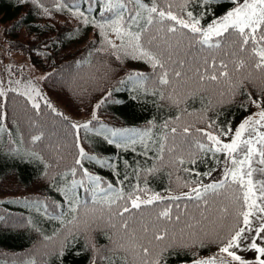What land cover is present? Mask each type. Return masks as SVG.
<instances>
[{
	"label": "snow or ice",
	"instance_id": "obj_1",
	"mask_svg": "<svg viewBox=\"0 0 264 264\" xmlns=\"http://www.w3.org/2000/svg\"><path fill=\"white\" fill-rule=\"evenodd\" d=\"M21 2L36 4L49 14L40 0ZM83 3L87 4L86 11L81 9ZM193 3L199 7V14L189 10ZM225 4L230 7L202 23L213 6ZM54 6L57 11L68 9L82 24L99 29L104 45L117 60L130 58L149 64L153 70L151 80L139 71L129 74L127 80L141 88L150 82L153 95L158 94L160 100L180 108L178 115L160 125L165 131L156 140L152 135L154 123L148 129L135 131L136 139L127 135L132 130L103 126L96 135L108 132L109 135H104L108 144L116 143L125 149L129 144L140 143L144 155L149 150L148 142L152 141L158 162L173 166L189 177L176 176L177 186L188 191L168 196L153 192L146 177L143 187L140 184L141 171L148 175L160 171L155 165L137 169V183L128 192L123 187L115 188L111 182L104 186L103 178L89 172L83 161L111 169L119 177L117 165L109 159L89 155L80 144V129L92 131L91 121L71 123L77 137L74 164L82 170V177L58 191L68 200L69 211L76 213L83 209V219L73 215L68 223L78 229L82 225L85 232L93 231V224L102 231L98 222L114 229L117 238L108 239L115 245L114 250L126 253L123 264H162L169 250H188L193 257L191 264H264V0H148L147 3L145 0H72L71 4L56 0ZM98 7L100 20L92 16ZM109 30L119 44L109 38ZM16 83L19 85L20 81ZM247 85L256 89L255 98ZM9 90L25 96L37 114L42 101L56 116L63 117L31 82L23 90ZM5 95L0 88V96ZM197 96L203 107L193 111L181 107ZM238 96L243 97L240 108L247 110L254 106L258 111L246 116L235 128L230 123H217L220 113L216 118L209 116L217 105L233 103ZM3 130L0 127V132ZM116 137H121V142ZM32 139L40 141L42 134ZM124 164L127 167V161ZM199 166L207 170L201 172ZM69 172L75 177L77 167H71ZM213 173L221 178L204 183L201 177H212ZM168 175L171 177L172 173ZM127 179L125 173L124 180ZM124 180L119 183L123 185ZM81 187L91 193L90 201L78 198L76 189ZM179 201L192 202L199 215L174 214L173 205L177 209L189 207ZM96 205L103 207L97 209ZM125 213L129 215L125 217ZM68 234H72L71 229ZM86 240L87 246L95 249L91 239L86 237ZM211 245H216V254L200 255V249L211 251ZM249 251L255 253L254 259L240 254Z\"/></svg>",
	"mask_w": 264,
	"mask_h": 264
},
{
	"label": "trees",
	"instance_id": "obj_2",
	"mask_svg": "<svg viewBox=\"0 0 264 264\" xmlns=\"http://www.w3.org/2000/svg\"><path fill=\"white\" fill-rule=\"evenodd\" d=\"M43 2L40 3L45 5ZM55 2L56 0H50L48 5L55 8ZM145 2L147 3L148 0ZM65 3L71 4L72 0H65ZM86 8L87 4L83 3L81 9L86 11ZM40 9L41 7L31 2L0 0V21L7 23L5 40L9 48L14 47L29 54L32 62L46 69L44 87L49 90L54 100L63 103L70 112L86 111L94 101L97 100L96 105L103 101L99 108L95 106L104 114L103 117L93 116L76 123L83 124L91 121L92 131L85 132L84 129H80L79 142L89 155L109 159L110 162L115 163L116 171L120 173V176L117 177L113 170L101 168L95 162L85 160L84 167L92 174L100 175L105 182L104 186L111 182L115 188L123 187L124 191L128 192L137 183L136 170L151 168L155 165L160 168V171L153 175L140 172L142 187L146 177L149 188L154 192L188 191L178 187L176 183L177 175L189 179L188 175L173 166L158 162L152 141L148 142L149 150L144 155L143 146H128L125 149L117 147L116 143L107 144L104 139L105 132L103 135H96L102 126L106 129L115 127L116 130L122 128L143 131L154 123L156 127L152 128V135L153 140H156L160 133L165 131L160 127L164 120L172 119L179 114L180 108L171 105L167 100H160L158 94H152L150 82L141 88L127 80L128 75L134 71L148 75L151 80L153 76L151 66L130 58L117 60L110 49L103 47V37L99 35V29L93 25H84L79 19L70 25L60 21L55 23L52 20L40 22L39 17L42 16ZM221 9L220 6H213V11L205 16L202 23L212 19ZM189 10H194V14H199L200 11L195 3L189 6ZM59 12L70 13L68 9ZM98 12L99 7L92 16L100 20ZM22 32L26 33L25 43L19 39ZM116 43L119 44L120 41ZM63 67H65L64 71ZM81 68H90V72H84L86 69ZM247 88L255 98L256 89L251 85H247ZM9 89L6 90L5 96H0V127L4 129L0 132V183L12 181L28 191L26 195L0 200V264H27L30 260H35L36 264H110V261L114 264H123L126 253L119 249L114 250L115 245L108 237L115 239V230L104 222H98L101 224L102 231L93 224L92 235L83 231L82 225L79 229H72L71 235L68 234V228L73 225L68 222L72 220L73 215L80 218L83 210L80 209L76 213L69 211L68 200L62 192L58 191L60 188L70 187L73 179L79 180L82 177V170L74 164L77 155L75 147L77 137L75 130L70 126L73 123L72 119L52 102L50 103L57 111L63 113V117L56 116L42 101L40 113L37 114L25 96ZM78 93H82L83 97L77 98ZM202 95L207 97L208 94ZM80 99L84 101L83 107L75 105ZM242 99L243 97L238 96L233 103L217 105L214 111L209 112V116L216 118V114L220 113L217 123H230L235 128L238 120L252 107L249 106L247 110L240 108L239 103ZM213 102L215 103V99ZM206 103L207 99H205ZM181 107H187L189 111H193L200 109L203 105L200 97L197 96ZM64 117H67V120ZM40 134L42 139L33 141L32 137ZM101 140L104 142L101 143ZM109 147L113 150H108ZM107 150L113 156L108 155V158ZM37 156L43 157V160L38 159ZM167 158L166 154L165 160ZM125 161H127V167H125ZM73 166L77 167L75 177L69 172ZM198 170L203 172L207 169L199 166ZM64 173L68 175L65 176ZM125 173L128 175L127 180H124ZM169 173H172L171 177ZM220 178L218 173H213L212 177H201L204 183ZM120 180H124L123 185L119 183ZM126 182H130V185H126ZM76 191L78 198L91 200V193H86L84 188H77ZM177 203L181 205L187 203L189 207L177 209L173 205L174 214L187 212L199 215L198 211L192 207V202ZM136 211L133 210V212ZM13 212L23 219L22 225L8 226L4 223L5 214ZM128 215L125 213V217ZM185 218L182 217V219ZM46 236L53 239L45 240ZM86 237L95 244V249L87 246ZM53 240H57L56 247L46 249L40 255L27 253L34 243ZM211 249V251L200 249V255L217 250L216 245H211ZM19 251L26 252L15 254ZM11 252L14 255L9 254ZM192 259L188 250H169L165 253L162 264H191Z\"/></svg>",
	"mask_w": 264,
	"mask_h": 264
},
{
	"label": "rangeland",
	"instance_id": "obj_3",
	"mask_svg": "<svg viewBox=\"0 0 264 264\" xmlns=\"http://www.w3.org/2000/svg\"><path fill=\"white\" fill-rule=\"evenodd\" d=\"M44 1L45 3L44 7L49 9V14H45L43 9L41 8L40 11L42 12V16L40 15L39 20L42 23H45L49 20H52L56 23V21L64 22L68 25L75 23L77 21V18H75L71 13H63L57 11L55 8L50 7L48 4L50 3V0H40V2ZM230 5L225 4L223 7H220L221 11L216 14V16H219L222 14L226 8H229ZM213 18V17H212ZM7 23L0 21V88H3L4 91L8 88H17L19 90H23V87L28 85L29 82L31 84L35 85L37 88L41 90V93L50 101L53 103L55 107H57L59 110L64 111L67 115L70 116L73 123L81 122L83 120L89 119L93 116H99L103 117V113L99 112L96 109V101L93 102V104L89 107L86 111H79V110H73V112H70L65 108V105L61 102H58L54 100L49 93V90L44 87L45 82V68H41L40 66L36 65L34 62L31 61V58L29 54L14 49V47L9 48L8 44L5 40V27ZM19 36L20 40H23L24 43L26 42L25 36L26 33L22 32ZM91 34V33H89ZM88 34V36H89ZM109 38L114 40L115 42H118L119 40L116 39V36L114 33L109 30L108 32ZM29 40V39H27ZM30 41V40H29ZM23 43V44H24ZM103 46V45H102ZM103 47H106L105 45ZM22 50V49H21ZM111 51V49H110ZM141 65V64H140ZM143 66V65H142ZM86 69V68H81ZM65 70V67H63V71ZM84 72H90V68H87ZM16 81H20V84L18 85ZM9 98V96H7ZM83 97L82 93L77 94V98ZM11 99V98H10ZM76 106L83 107L84 101L83 99L76 101ZM258 111L254 106L251 107L250 111L246 113L244 116H242L235 126H237L246 116L251 115ZM107 129H115V127H107ZM119 130H124L120 128ZM135 131H129L127 135L131 137L132 139H136L135 135H133ZM106 135H109L108 132H105ZM117 142H120L121 137L114 138ZM104 142V140H101V143ZM105 142L108 144V142L105 140ZM135 146H142L140 143L135 144H129V147H135ZM117 148V147H116ZM113 150L112 147H109L108 150ZM108 150L106 152V156L108 155L113 156L110 153H108ZM117 155V153H116ZM109 158V157H108ZM116 158V157H115ZM12 181L8 182H1L0 183V200L8 197H14V196H20V195H26L28 189L22 188L18 186L17 184L13 183ZM126 185H130V182H126ZM189 190V189H184ZM154 192V191H153ZM181 190L176 191H161L159 192L162 196H168V195H176L179 194ZM167 204V203H166ZM97 209H101V207L95 206ZM1 211V210H0ZM98 214V213H97ZM127 217V216H126ZM79 219H83V210L81 212V216ZM4 223H6L8 226H20L23 224V219L17 215V213L13 212L12 214H5L4 217ZM105 224V223H104ZM106 225V224H105ZM94 228V227H93ZM69 229H77L74 225L70 226ZM87 234L93 233V231L86 232ZM117 237L115 236V239ZM57 240L49 241V242H36L30 247L29 250H27V253H32L35 255H40L43 251L46 249L54 248L57 245ZM26 252V251H24ZM22 252V253H24ZM217 250H214L204 256L213 255L216 254ZM20 251L16 252L15 254H22ZM14 255L13 252L9 253ZM241 255H244L246 259H254L255 253L249 251V252H241ZM41 264V263H38Z\"/></svg>",
	"mask_w": 264,
	"mask_h": 264
}]
</instances>
